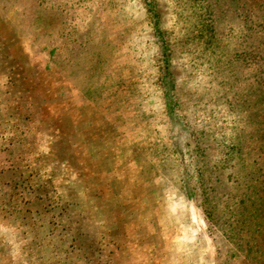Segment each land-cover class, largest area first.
Returning a JSON list of instances; mask_svg holds the SVG:
<instances>
[{
    "label": "rangeland",
    "instance_id": "rangeland-1",
    "mask_svg": "<svg viewBox=\"0 0 264 264\" xmlns=\"http://www.w3.org/2000/svg\"><path fill=\"white\" fill-rule=\"evenodd\" d=\"M0 264H264V0H0Z\"/></svg>",
    "mask_w": 264,
    "mask_h": 264
},
{
    "label": "trees",
    "instance_id": "trees-1",
    "mask_svg": "<svg viewBox=\"0 0 264 264\" xmlns=\"http://www.w3.org/2000/svg\"><path fill=\"white\" fill-rule=\"evenodd\" d=\"M149 10H150L151 13H155V11L153 12L152 8H149ZM164 85H165V87L167 86V90H166L167 91L166 92V104L170 107V102L173 100V96H172V93L170 91L171 83L168 80H164Z\"/></svg>",
    "mask_w": 264,
    "mask_h": 264
}]
</instances>
